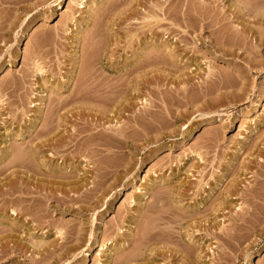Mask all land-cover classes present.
Returning <instances> with one entry per match:
<instances>
[{"label": "rangeland", "instance_id": "obj_1", "mask_svg": "<svg viewBox=\"0 0 264 264\" xmlns=\"http://www.w3.org/2000/svg\"><path fill=\"white\" fill-rule=\"evenodd\" d=\"M243 1L0 0V157L11 146L0 161V251L8 253L0 264H264V215L241 247L219 237L253 195L264 208V21L246 31ZM254 4L264 10V0ZM36 60L47 65L46 81L32 76ZM126 63L143 66L129 73L119 69ZM91 72L104 80L101 105L114 118L72 102L59 119L53 112ZM239 74L246 84L237 81L235 94L244 97L232 102L225 80ZM145 100L154 107L141 120ZM127 122L133 143L93 153L98 130ZM69 130H79L69 148L51 146ZM20 151L24 162L12 164ZM153 220L161 221L154 238ZM23 221L38 226L28 245L46 242L48 252L21 249ZM61 230L71 237L65 246ZM142 234L139 245L124 244ZM189 235L202 252L185 244Z\"/></svg>", "mask_w": 264, "mask_h": 264}, {"label": "bare ground", "instance_id": "obj_2", "mask_svg": "<svg viewBox=\"0 0 264 264\" xmlns=\"http://www.w3.org/2000/svg\"><path fill=\"white\" fill-rule=\"evenodd\" d=\"M3 0H1L2 2ZM232 3H237L236 0H231ZM255 0H244L241 5H240V13L241 16L239 18H241L244 22L248 23L245 25L246 31L249 29V24L251 25H257L259 23H261L262 21H264V10L261 7H257L254 4ZM80 7L83 5V3L79 4ZM84 8V7H81ZM75 17L72 16V19H74ZM16 25V22L13 21L9 24V29H13ZM6 25H2L0 24V39L1 38H5L7 36V32H5L6 30ZM263 38L264 35L262 34L261 37L258 39V41L263 42ZM131 66H135V64H130V63H126L122 66L119 67L120 70L123 69H127L128 67ZM141 66H143L142 64L135 66V69L140 68ZM34 71L32 76L37 77L39 76L40 78H42L43 80L46 81V76L45 74L47 73V65H44L43 62H41L40 60H36L35 61V65H34ZM128 70V69H127ZM129 73L131 72L130 70H128ZM29 76H31L30 74H25L23 75V77H21V82L22 83H26L28 81ZM243 80V81H242ZM104 80H100L97 75H95L93 72L91 73H87L84 76H82L80 78V82L77 83V85L75 86L74 90H72L74 93L69 96L67 98V100H65L64 102H60V106L53 112V114H57L58 118L61 119L63 118V114H61V110L64 109L67 104L70 103H76V104H88V105H93V108H97V107H102L100 108V112L102 115L106 116L105 120L108 121V118H114V114L112 113L111 110H108L106 105H101L102 104V100L105 99L104 93H106V84L103 83ZM237 81L240 83L242 82V85L246 84V81L243 79V77L240 76V74L238 76H227L226 80H225V86L227 88V92L230 95V98L233 101L235 100H240L239 98L244 97V94H239L236 95L235 94V88L237 86ZM13 84V83H12ZM12 86V85H11ZM60 88H58L57 91H59L62 88V85L58 86ZM51 89L49 88V91ZM52 91V90H51ZM240 91L244 92L245 88L241 87ZM55 92V91H52ZM46 92H42V95L44 97V94ZM47 96V95H46ZM145 107L140 110V119L141 120H147L149 113L151 111H149V108L154 107L152 104L149 105L148 101L145 100ZM7 105L6 100L4 98V94L2 91H0V108H4L3 106ZM132 102L128 101V107H132ZM36 106V105H35ZM38 108L35 111L36 113L41 112V105L37 104ZM11 113V112H10ZM34 127V123L33 126L31 127V130H33ZM132 126L130 125L129 122H127L124 126H123V130H115L114 133H119L120 136H115L114 133L110 132L113 131L114 128L113 127H104V130H98L94 135L96 136H100L101 139L103 140L102 143H95L96 146L91 149L93 151V153L96 155L97 153L101 152V149H98L99 146H106L108 147V150H110L111 152H115L114 150L111 149V147H109L108 145L110 143H114V142H120L122 145H124L125 147H128V145L130 143H133V139L132 136L127 132V130L131 129ZM96 129V128H95ZM109 131V132H108ZM79 134V130H69V135L68 137L65 135H61L60 137L59 134H56L54 137L51 138V142H53L51 144V146L55 145V149L56 150H66L67 148H69L70 145H72V142L75 140V138L77 137V135ZM11 152V146L6 147V150L3 151V155L2 157H0V161H3L4 158L8 157L10 155ZM30 152H34V151H30ZM37 155L35 157H39L38 154L39 152L36 151ZM28 153L25 151H20V153L16 154V158H13L11 160L12 164H15V162L21 160L24 162V159L26 158V155ZM46 163V160H45ZM200 164V163H199ZM45 165V164H44ZM135 165L134 162H129L128 166L126 167V171H130L133 166ZM16 166V165H15ZM18 166H25L24 163H20L18 164ZM70 166V165H69ZM199 166V165H198ZM46 168V165H45ZM65 168V163H61V166L55 167V172H60ZM98 168V167H97ZM262 168L264 169V165H262ZM49 170H52V168H49ZM102 170V167L100 166L98 168V172ZM53 171V170H52ZM24 173L25 172H21ZM203 176V173H202ZM105 177V176H103ZM21 181L19 182V191L21 192V194H25L27 192V188L28 186L24 185V177H21ZM17 182V181H15ZM12 185H14V183H12ZM97 187H94L91 191H96ZM252 195L254 193V190L251 191ZM259 197H256V195H253V201L252 204L250 206L249 209H243V211H245L244 213H242V215H240L239 217H235L233 218V224L232 226L228 227V228H219V230H221V234H219V237L221 239H223L225 245L228 248H235L237 247H241L243 246L246 241H248L251 238V232L256 233L258 230V222L260 220V217L262 215H264V208H261V206L259 207L258 201H256V199H258ZM60 200V198H57L55 195H51L50 200ZM63 199V198H62ZM179 202V201H178ZM214 210V207H213ZM14 211V210H13ZM16 212V211H15ZM203 221V217H200L199 222ZM239 222H242L239 223ZM135 224L138 223L137 220H135L134 222ZM247 224L252 225V227H248ZM11 225L14 226V224L11 223ZM161 226V221L160 220H153L152 222L149 223V233H147V235H150L151 237H155V235L157 234L156 230L159 229ZM21 228V227H19ZM247 228V229H246ZM13 229V227H12ZM34 229H38V226L35 225V227L30 226V222L23 221L22 222V228L20 230L21 232V237H22V245H21V249L22 248H27V249H31L33 248L34 250H43V252H48V247L46 246V242H37V243H33V246L28 245V242H26V237L31 236L32 230ZM245 230H248L245 232ZM81 233V231H80ZM59 237L61 238V242L60 244H62L63 246L66 245L68 239H71V237H67L66 233H63V231H59L58 232ZM146 234H142V235H138V236H132L129 235L128 238L124 239V244L127 242L128 245L130 244H135V245H139V240L142 243L141 239H145L147 237ZM218 235V234H216ZM19 239V237H18ZM78 239L81 241V238L78 235ZM64 241V242H63ZM189 248L192 247V245H195V248L198 252H202L203 246L202 245H196L195 243H198V241L196 240L195 235H189L186 238V241ZM200 244V243H198ZM54 244H52L53 246ZM90 246H92V244H90ZM116 246V244H115ZM5 247V245H4ZM55 247V245H54ZM23 250V249H22ZM196 250H195V254H196ZM180 252V250L178 249V253ZM7 251L6 250H1L0 251V259L3 258L4 256H7ZM191 255L194 254V250L193 252L191 251L190 253ZM222 258H226L227 260H229V258L222 256ZM190 262V261H188ZM183 263V262H182ZM189 264H194V262H190Z\"/></svg>", "mask_w": 264, "mask_h": 264}]
</instances>
